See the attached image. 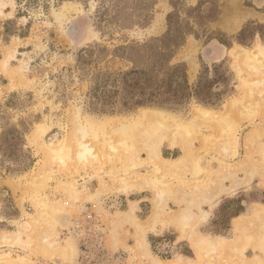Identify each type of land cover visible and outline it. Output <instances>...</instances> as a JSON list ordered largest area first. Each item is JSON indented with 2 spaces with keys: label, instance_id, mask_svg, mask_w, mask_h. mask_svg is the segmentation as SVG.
I'll list each match as a JSON object with an SVG mask.
<instances>
[{
  "label": "rangeland",
  "instance_id": "obj_1",
  "mask_svg": "<svg viewBox=\"0 0 264 264\" xmlns=\"http://www.w3.org/2000/svg\"><path fill=\"white\" fill-rule=\"evenodd\" d=\"M249 22L264 25V0H0V103L17 94L0 115V147L3 130L30 123L34 160L24 170L26 158L0 150V237L13 239L0 242V264H77L81 242L89 264H264V43L236 42ZM169 33L183 39L170 64L185 70L192 96L98 112L88 95L97 74L147 64L114 49ZM216 41L230 49L212 60ZM224 74L228 88L216 81ZM209 93L221 101L205 104ZM237 198L244 212L229 218L237 203L221 206ZM71 236L78 249L62 255Z\"/></svg>",
  "mask_w": 264,
  "mask_h": 264
},
{
  "label": "trees",
  "instance_id": "obj_2",
  "mask_svg": "<svg viewBox=\"0 0 264 264\" xmlns=\"http://www.w3.org/2000/svg\"><path fill=\"white\" fill-rule=\"evenodd\" d=\"M209 2V1H207ZM257 26V27H256ZM264 25L256 24L251 27V22L245 24L236 37V42L244 47H249L252 44V39L255 35H259L261 42L264 43V33L262 31ZM7 27H5V32ZM249 36L250 41H246ZM182 40L178 41L176 36L169 33L165 37L154 38L153 43H133L127 46H120L114 49L115 56H121L122 51L125 53L130 50L140 58H145V66H139L134 60V67L125 71H120L115 75L97 74L93 86L90 88L88 95L92 98L93 104L96 105V110L103 114H117L124 112H133L139 108L146 107H164L173 108L180 106L192 96L185 70L181 69L180 64L171 65L170 60L174 52L182 45ZM221 44L229 47L227 43L220 41ZM141 50L142 53H141ZM91 54V53H89ZM81 56V55H80ZM130 57V56H129ZM222 64L215 65L214 70H221ZM228 71V69H222ZM217 83L229 87L228 75L218 76ZM200 85L195 89V94L201 95ZM226 93L222 92L221 95ZM17 94H12L11 97L4 103H0V115L6 108L10 107ZM201 101L205 104L215 105L221 101L217 93L202 94ZM205 99V100H203ZM20 128L11 127L3 130V136L0 150L4 152V156H11L17 152L26 158L24 170L30 168L33 163L32 156L25 148L24 136L29 132L30 123H19ZM241 199H230L224 202L225 204L237 203L230 211L228 217L233 218L244 212V205ZM264 203V199L261 200Z\"/></svg>",
  "mask_w": 264,
  "mask_h": 264
},
{
  "label": "bare ground",
  "instance_id": "obj_3",
  "mask_svg": "<svg viewBox=\"0 0 264 264\" xmlns=\"http://www.w3.org/2000/svg\"><path fill=\"white\" fill-rule=\"evenodd\" d=\"M261 51V54H264V49L263 48H261L260 49ZM201 114H202V116H204V117H211V113L209 112V111H205V110H203V111H201ZM254 132H250L248 135H247V137H246V141H248V142H250V141H252V134H253ZM230 135V134H229ZM164 160V159H163ZM188 164H191L192 162H191V158L190 159H188ZM180 162V161H179ZM178 162V165L179 166H181L184 162L182 161V162H180L179 163ZM176 165H177V163H176ZM184 165V164H183ZM176 167H178V166H175L174 167V169L176 168ZM167 168V167H166ZM171 168V167H170ZM181 168V167H180ZM168 169V168H167ZM173 169V168H172ZM156 194H157V197L159 196V192L157 191L156 192ZM159 208H160V203H159V201H158V199L157 198H155V200H154V202H153V214H152V218H150L149 220H147V222H146V224H150L151 225V223H153V219L155 218V216L157 215V212H158V210H159ZM66 219H68V216L67 215H65L64 216ZM48 222H47V224H48V227H49V229L50 230H54V223L52 222V221H50V220H47ZM171 222L177 227V228H181L182 227V225H183V221H182V218L179 216V217H174L172 220H171ZM51 231V232H52ZM42 236V235H41ZM2 239H3V241H7V240H13L12 239V237H5V236H3L2 237ZM47 239V238H46ZM46 239H44V238H42V241L45 243V244H49V245H54V243L55 242H49V241H46ZM16 242V241H15ZM42 245V244H41ZM76 249V250H75ZM77 239L75 238V237H73V236H71L70 238H69V248H63V247H58L57 248V250H60V253L62 254V255H65V256H68V255H71L72 253L74 254L76 251H77ZM43 253V252H42ZM45 253V252H44ZM43 253V254H44ZM75 256H76V254L74 255V257L73 258H71V261L73 262L74 261V258H75ZM70 257V256H69ZM68 257V258H69ZM75 263V262H74Z\"/></svg>",
  "mask_w": 264,
  "mask_h": 264
},
{
  "label": "crops",
  "instance_id": "obj_4",
  "mask_svg": "<svg viewBox=\"0 0 264 264\" xmlns=\"http://www.w3.org/2000/svg\"><path fill=\"white\" fill-rule=\"evenodd\" d=\"M261 4H263V2ZM218 27L221 28V29H223L224 31L226 30V28L224 26H218ZM228 32L230 33V32H233V31L228 30ZM211 47H212V51H211L210 57H211L212 60H216V59H219V58L220 59L221 58H224L227 55V51L230 49V47H226L225 45L219 43L218 41H216L215 43L212 42ZM177 157H179V155H177L176 157H172V158L174 159V158H177ZM162 158L163 159H169L171 157L163 156L162 155ZM4 183H5V185L7 187V190H8V192L10 194L13 193L12 191L17 192V190H18V184L16 183V179L15 178H13V177H6V179H4ZM15 205L17 207V203L16 202H15ZM152 214H153V208H152V212L150 213L149 218L147 220H149L150 218H152ZM147 220H146V222H147ZM3 236H5V235H3ZM5 237H10V236L6 235ZM2 241H3V239H2V237H0V242H2ZM50 242H52V241H50Z\"/></svg>",
  "mask_w": 264,
  "mask_h": 264
},
{
  "label": "built area",
  "instance_id": "obj_5",
  "mask_svg": "<svg viewBox=\"0 0 264 264\" xmlns=\"http://www.w3.org/2000/svg\"><path fill=\"white\" fill-rule=\"evenodd\" d=\"M76 225H77L76 227H78V229H79V224L77 223ZM80 247H81V249H80L81 250L80 262L77 264H89V262H90V260H89V253H90L89 245L87 244V242H81ZM100 247H101L100 243L97 242L95 244L94 249H96V250H98V252H100L101 251Z\"/></svg>",
  "mask_w": 264,
  "mask_h": 264
}]
</instances>
